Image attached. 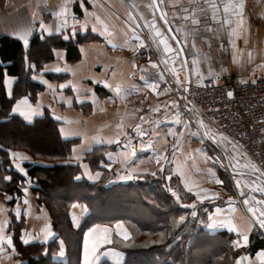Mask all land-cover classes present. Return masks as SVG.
Wrapping results in <instances>:
<instances>
[{"label": "crops", "instance_id": "0c3cea01", "mask_svg": "<svg viewBox=\"0 0 264 264\" xmlns=\"http://www.w3.org/2000/svg\"><path fill=\"white\" fill-rule=\"evenodd\" d=\"M217 1L241 8L228 21L232 24L230 46L222 47L224 57L220 67H233L241 74L249 70L250 77L264 76V0ZM170 7L167 5V9ZM73 23H80L83 31L67 34V26ZM220 30L213 29L216 42L222 39ZM34 35L41 41L51 36L72 40L78 56L69 61L66 49L56 48L50 60L37 70L26 61L31 70L30 80L39 84L40 89L16 98L10 114L28 124L44 115L57 123L59 137L72 141L68 160L79 166L75 180L107 188L132 183L159 187L172 197L171 205L180 209L179 213L172 211L168 224L160 230L167 235L166 250L176 248L180 234L177 230L189 234L198 231L199 235L224 240L234 257L241 255L236 264H264V239L254 235L255 214L251 210L253 198L264 201V195L255 192L249 198L244 192L237 193L233 183L237 177L231 174L233 164H195L194 159L190 160V143L192 140L195 143L196 133L193 132V138L189 136V126L183 128L181 124V139L176 140L174 133L180 135L177 126L158 132L159 127L169 124L165 108L175 104V99L169 84L162 79L163 70L157 71L155 45L159 25L150 17L144 0H0V37L17 39L27 49ZM16 81L15 76L4 75L7 98H11ZM171 111L169 108L168 114ZM193 117L195 124L206 131L209 124L201 125L195 114ZM149 126L153 129L147 133L144 129ZM175 146L180 154L173 155ZM7 152L12 171L22 180L16 179L18 193L10 191L15 179L0 172V184L6 186L0 189V264H21L14 244L16 234L23 245L46 246L54 242L52 257L60 263H67L69 253L73 264H130L127 249L136 245L135 223L131 225L122 217L87 223L88 205L72 200L63 213L66 223H60L65 233L61 237L53 228L48 208L37 202L38 195L32 190L36 177L27 174L28 164H49L23 149ZM160 152L166 158L165 164H157ZM92 154L99 156L92 158ZM179 160L182 164H177ZM248 176L245 172L238 181ZM160 177L164 184L170 182L180 198L162 188ZM130 213L139 218L140 228L149 227L155 233L156 245L158 238L164 240V236L160 237L158 220H151L150 226L139 224L149 213L143 205L135 206ZM117 224L123 225V229H117ZM105 228L109 229L111 243L103 239ZM118 231H126L129 239L117 235ZM189 240L179 244L188 248ZM171 258L170 254V263L174 260ZM149 263L159 264V258L135 260L131 264Z\"/></svg>", "mask_w": 264, "mask_h": 264}, {"label": "trees", "instance_id": "16d2710c", "mask_svg": "<svg viewBox=\"0 0 264 264\" xmlns=\"http://www.w3.org/2000/svg\"><path fill=\"white\" fill-rule=\"evenodd\" d=\"M65 32L68 34L67 29ZM56 48L66 49L69 61L78 56L76 44L72 40H63L60 36H51L41 41L34 35L30 39L27 49H24L22 43L17 39L8 36L0 37V172L15 179V186L10 191L18 193L19 188L16 181H21L22 177L12 171L7 149H23L32 153L34 157L36 155L45 157L44 161L49 164L48 166L28 164L26 165L27 174L36 177V181L32 183V190L38 195L37 202L43 203L48 208L52 215L53 228L60 236L62 235L61 237L64 238L65 233L61 230L60 223H66L63 213L67 204L72 200L82 201L88 205L90 215L87 223L89 221H113L117 217H122L129 224L135 223L138 226L139 218L130 213V210H134L135 206L143 205L149 213L145 217L146 220L140 221L139 224L142 227L150 226L151 220L153 222L158 220L159 231L163 230L172 216V211L180 212L179 208L171 205L172 197L169 194H165L166 192H163L159 187L145 186L141 183L107 188L100 184H89L85 180H75L79 174L78 164L65 163L72 141L59 137L57 123L48 115H44L28 124L19 117L10 114L12 103L16 98L28 93H35L40 89L39 84L30 80L31 70L26 66V61L29 64L33 63L37 70L43 62L50 60L51 52ZM6 74L17 78L11 98L6 97L3 89V77ZM47 131L50 134V139L45 142V145L40 142V137L44 136ZM36 132L38 135L33 136L34 143L30 136ZM5 187L0 184V189H5ZM142 187L147 188V191H141ZM156 212L158 213L157 217L154 216ZM164 223L166 224L161 225ZM137 226L135 230L139 233L135 234L136 245L127 249L130 264L135 260L145 262L147 258L154 257L159 258V264H215L212 259L208 258L211 255L207 252V248L211 247L208 245L209 241L217 243V238L213 236L199 235L198 231L193 235L186 234L182 241L186 242L185 238L190 237L188 248H185L182 243L180 245L181 241L179 240L175 243L176 248L168 251L165 244L167 235L164 232H159L160 237L164 236L165 238L163 241L158 238L159 244L156 245L154 243L157 239L155 233H151L149 227L142 229ZM14 244L21 264H73L71 257L68 256L69 249L67 250V263L54 260L52 257L56 248L54 242L46 246L36 243L23 245L16 234L14 235ZM214 248L211 250L212 255L216 253ZM252 249H255V246ZM170 254L174 258L171 263L168 261Z\"/></svg>", "mask_w": 264, "mask_h": 264}, {"label": "rangeland", "instance_id": "374dc122", "mask_svg": "<svg viewBox=\"0 0 264 264\" xmlns=\"http://www.w3.org/2000/svg\"><path fill=\"white\" fill-rule=\"evenodd\" d=\"M144 4H146V7L150 9V17H152L159 25V37L157 38L158 40L156 39L157 43L155 45L159 59L157 71H160V68L161 70H163L165 76L162 75V79L165 81V83H167V85L169 84L168 86H170L169 88L172 90V93L174 95L173 97L175 99V104H169L167 108H165V113H167V115H165V118L166 122L169 124H164L159 127L158 132L165 131L167 129L166 127H168L169 129L170 127L175 129L177 126L180 129V135H178V133H174L176 140L179 137L181 139L182 126L183 128H187L189 126V136L191 135V137L193 138V132H195L196 135L194 134V138L196 137L195 143H197L195 144L193 140L190 143V160L194 159L193 162L195 164H211L210 162H216V164H233V167H231V174L237 177V179L233 181L237 193L244 192V194L248 195V197L253 195V193L255 192H260L263 194L264 190H261V188L263 189V187L260 188V185L255 180L254 176H252L250 172H248L249 168L252 169L250 162L247 161L241 155L238 148L223 134H221L211 123L204 121V123H208L209 125H207L206 131H202L200 129V126H197V124H195L196 119L193 117L194 114L192 110H190L189 106H187L181 94V89L186 83L188 74L192 77L195 75H210L211 73L220 69L222 59L224 57L222 55V47L225 48L227 46H230L228 40L230 27H232V24L228 21H230V17L235 16L237 14V11H240L241 8L238 9V7H233L231 4L225 3V1L221 2L217 0H206L205 2L204 0H194L190 3L189 0H144ZM167 5L172 7L167 9ZM167 28H169V30ZM214 28H221L222 30V32L220 30V36L222 37V39L217 42L215 41V35H213ZM173 34L176 36H180L182 39L180 42V47L183 51L185 63H187V72L182 69V60L178 61L177 58L170 59L169 55L167 54L168 48L166 47V44L169 43V37H173ZM170 53L172 55H175L174 49H171ZM199 68H203L204 71L200 72ZM166 69H168V71ZM169 108H172L170 114H168L167 112ZM197 120L199 119L197 118ZM187 121H189L190 123H188ZM193 124H195V127ZM151 127L152 126H149L144 130L148 133L149 129H153V127ZM34 135L37 136L38 133L36 132L30 136V139L33 142ZM49 136L50 134L47 131L44 136L41 135L40 142L42 144H45V142H48V140L50 139ZM137 137L139 138V136ZM198 139L199 141H197ZM163 148H165V145L163 146ZM176 148L177 146L173 148V155L176 153L180 154V152ZM30 155H32V153ZM96 156L98 157L99 154H94L91 157L94 158ZM159 156L160 158L157 160V164H165L166 158L162 156V152H160ZM42 157L36 155L35 158L44 161L45 157ZM65 163L72 164V162H70L68 159L65 161ZM177 164H182V161H177ZM236 164L238 165V167ZM245 172H248L249 175L245 178L246 182L244 183L245 179L244 181L239 182L238 180H240V177H243ZM250 179L254 180V183H250L248 181ZM159 181L163 185L162 188L165 189V191H167L168 188V192H173V194L180 198L179 193L172 190L170 182L168 184H164V181L161 179V177ZM121 190L123 191V189ZM142 190L147 191V188L145 189V187H142L141 191ZM173 203L176 204L175 201H173ZM136 226L137 225H135V227ZM176 232L177 234L180 233L178 234L176 241L179 237V240L182 241L184 239L183 236H185L186 234L193 235L184 230L182 232L177 230ZM137 237H139V235H137ZM187 239L189 240L190 238H188L187 236L185 240ZM208 243V245L211 246L207 248V252L211 255L208 258L212 259L215 264H234V262L236 264L238 262V260H235L236 256L234 257V253L232 251H229L228 247L225 245L224 240L217 239V243L210 241ZM215 245H217V247L214 248ZM213 248L216 252L214 253V255L211 254V250H213Z\"/></svg>", "mask_w": 264, "mask_h": 264}, {"label": "built area", "instance_id": "2783aa9c", "mask_svg": "<svg viewBox=\"0 0 264 264\" xmlns=\"http://www.w3.org/2000/svg\"><path fill=\"white\" fill-rule=\"evenodd\" d=\"M66 29L76 34L83 31V26L73 23ZM172 36L166 44L167 54L170 59L182 60V69L187 72V63L180 47L182 39L174 34ZM171 49H174L175 55L170 53ZM181 91L198 121L211 123L250 162L252 169L249 168L248 172L264 190V76L250 77L249 70L241 74L233 67H220L210 75L192 77L188 74ZM251 210L255 214L254 235L257 239H264V227L260 224L264 221V201L253 198ZM240 257V254L237 255L235 260Z\"/></svg>", "mask_w": 264, "mask_h": 264}, {"label": "snow or ice", "instance_id": "6c2138e0", "mask_svg": "<svg viewBox=\"0 0 264 264\" xmlns=\"http://www.w3.org/2000/svg\"><path fill=\"white\" fill-rule=\"evenodd\" d=\"M229 96H231V93H229ZM128 179H131V176H129V177H127ZM218 183L220 182L219 180L217 181ZM260 224H261V227H264V221H261L260 222ZM116 228L117 229H123V225H121V224H117L116 225ZM91 231H96V229H92ZM103 232L105 233V235H104V237H103V239L105 240V242H107V243H111V240L110 239H108V233H109V229H107V228H105V229H103ZM117 235H122V237H123V239L124 240H128L129 239V236H128V233L126 232V231H123V232H117ZM86 239H87V237H86ZM245 239H246V237H245ZM25 243H27V241H25Z\"/></svg>", "mask_w": 264, "mask_h": 264}]
</instances>
